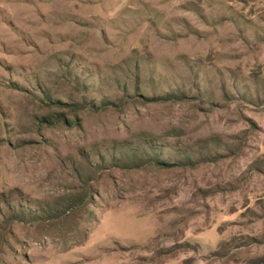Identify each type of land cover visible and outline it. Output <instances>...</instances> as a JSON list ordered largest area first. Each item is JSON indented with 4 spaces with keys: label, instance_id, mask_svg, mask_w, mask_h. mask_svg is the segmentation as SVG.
<instances>
[{
    "label": "rangeland",
    "instance_id": "374dc122",
    "mask_svg": "<svg viewBox=\"0 0 264 264\" xmlns=\"http://www.w3.org/2000/svg\"><path fill=\"white\" fill-rule=\"evenodd\" d=\"M0 264H264V0H0Z\"/></svg>",
    "mask_w": 264,
    "mask_h": 264
},
{
    "label": "trees",
    "instance_id": "16d2710c",
    "mask_svg": "<svg viewBox=\"0 0 264 264\" xmlns=\"http://www.w3.org/2000/svg\"><path fill=\"white\" fill-rule=\"evenodd\" d=\"M132 159H133V161H136V160H134L135 159V156L134 157L132 156ZM158 163L159 164H162V165H165V164L167 165L168 164L167 162L162 161V160L161 161L159 160ZM31 217H37V216L36 215H32ZM31 219H34V218H31Z\"/></svg>",
    "mask_w": 264,
    "mask_h": 264
}]
</instances>
